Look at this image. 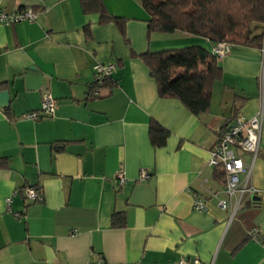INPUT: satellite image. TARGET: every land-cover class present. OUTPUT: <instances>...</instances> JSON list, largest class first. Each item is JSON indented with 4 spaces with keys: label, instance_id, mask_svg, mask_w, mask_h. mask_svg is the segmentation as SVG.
Listing matches in <instances>:
<instances>
[{
    "label": "crops",
    "instance_id": "obj_1",
    "mask_svg": "<svg viewBox=\"0 0 264 264\" xmlns=\"http://www.w3.org/2000/svg\"><path fill=\"white\" fill-rule=\"evenodd\" d=\"M103 2L127 19L125 35L85 15L80 0H0L8 12L37 15L0 25V92L10 96L0 106V264H264V152L251 174L258 192L232 218L218 206L225 182L209 165L227 125L260 109L262 48L232 46L220 59L209 110L196 116L180 100L160 97L141 55L212 43L182 31L149 33L138 0ZM97 63L115 65L114 85L95 95ZM48 94L55 114L24 118ZM151 121L170 132L162 147L150 141ZM29 187L42 202L25 198ZM198 195L203 211L194 208ZM115 213L125 214L124 227L112 225ZM253 229L257 239L249 237Z\"/></svg>",
    "mask_w": 264,
    "mask_h": 264
},
{
    "label": "trees",
    "instance_id": "obj_2",
    "mask_svg": "<svg viewBox=\"0 0 264 264\" xmlns=\"http://www.w3.org/2000/svg\"><path fill=\"white\" fill-rule=\"evenodd\" d=\"M138 1L149 16V33L182 31L208 39L212 47L215 43L255 48L263 46L264 0ZM80 2L85 15H97L99 24L113 23L125 35L127 19L113 16L103 0ZM84 32L87 37L91 36L90 22L84 25ZM141 57L157 84L160 97L180 100L196 116L209 110L214 84L223 76L221 58L213 55L212 49L191 45L148 52ZM105 85H114L110 77ZM169 135L166 128L151 121L149 137L153 146H164ZM217 170L225 182V173L221 168ZM112 225L124 227L125 214H113Z\"/></svg>",
    "mask_w": 264,
    "mask_h": 264
},
{
    "label": "built area",
    "instance_id": "obj_3",
    "mask_svg": "<svg viewBox=\"0 0 264 264\" xmlns=\"http://www.w3.org/2000/svg\"><path fill=\"white\" fill-rule=\"evenodd\" d=\"M37 15L32 8H23L19 11L8 12L0 8V25H13L22 22H34ZM232 45L228 43H215L212 47V54L223 58L230 53ZM264 56V43L262 46ZM115 65L112 63H97L94 65V94H99V89L106 83V79L111 76ZM261 104L257 114L251 118L238 116L232 123L234 126L224 129L219 136L218 142L211 150L209 165L215 168H221L225 173V189L226 199H219L218 206L222 210H230L231 218L243 207L245 198L254 196L258 190L251 183V174L254 162L257 156L264 152L261 143L264 139L263 116H264V85L261 86ZM56 111V99L52 95H46L42 100L41 110L31 112L24 115L29 120H39L45 117H51ZM242 154H249L252 157V163L247 165ZM150 174L146 170H142L140 178L148 179ZM117 180L120 185L125 182V176L122 171L118 172ZM25 198L33 202H42L43 196L35 187L26 188L24 192ZM8 205L11 198L7 199ZM194 208L198 211L206 209V204L201 196H197L194 200ZM252 239L258 238L257 229H253L249 233ZM88 264H106L105 260L100 258L96 262ZM177 264H201L199 259L187 261L180 259Z\"/></svg>",
    "mask_w": 264,
    "mask_h": 264
},
{
    "label": "water",
    "instance_id": "obj_4",
    "mask_svg": "<svg viewBox=\"0 0 264 264\" xmlns=\"http://www.w3.org/2000/svg\"><path fill=\"white\" fill-rule=\"evenodd\" d=\"M10 101V96L8 91L0 92V106L8 107ZM234 126V123L230 125V127Z\"/></svg>",
    "mask_w": 264,
    "mask_h": 264
}]
</instances>
